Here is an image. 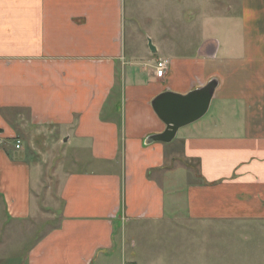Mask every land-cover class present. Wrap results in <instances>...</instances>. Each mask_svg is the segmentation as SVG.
Listing matches in <instances>:
<instances>
[{"label": "crops", "instance_id": "obj_1", "mask_svg": "<svg viewBox=\"0 0 264 264\" xmlns=\"http://www.w3.org/2000/svg\"><path fill=\"white\" fill-rule=\"evenodd\" d=\"M125 1L0 0V264H264V0Z\"/></svg>", "mask_w": 264, "mask_h": 264}, {"label": "water", "instance_id": "obj_2", "mask_svg": "<svg viewBox=\"0 0 264 264\" xmlns=\"http://www.w3.org/2000/svg\"><path fill=\"white\" fill-rule=\"evenodd\" d=\"M148 45L152 51L155 50L150 40ZM216 84L215 79H210L206 84L186 93L165 91L155 96L151 104L156 114L165 123V128L159 133L150 135L147 141L170 142L180 127L204 115L208 110Z\"/></svg>", "mask_w": 264, "mask_h": 264}, {"label": "rangeland", "instance_id": "obj_3", "mask_svg": "<svg viewBox=\"0 0 264 264\" xmlns=\"http://www.w3.org/2000/svg\"><path fill=\"white\" fill-rule=\"evenodd\" d=\"M126 2V4H125V7L126 8H131L132 10L133 9H136V8H138L137 7V3H138V1L137 0H126L125 1ZM228 5V0H219L218 1V4H217V10L218 11H222V9H226V6ZM160 6L162 7V9L165 7V6H168L169 7V3H168V0H162V3L160 4ZM172 6H173V11L174 10H178V14H179V12H180V8H182L183 6L180 4V2L176 5V3H175V1H173L172 2ZM177 8V9H176ZM220 11V12H221ZM152 13H154V11L152 12ZM175 13V12H174ZM180 15V14H179ZM180 18H181V16H180ZM180 22H182L181 20H179V23ZM179 39L180 40H185L186 41V39H187V33H186V35H180L179 36ZM28 150V155H31L30 153H31V150H33V152H35L36 154L35 155H37L38 157H39V159H40V157H41V154H40V151H39V149H37V148H35V149H27ZM50 150H53V154H52V156L53 155H56L55 157L57 158V155H59L58 153H59V147H56L55 149H46V155L48 154V152H50ZM49 159H52V158H50L49 157ZM49 161H51V160H49ZM54 162H50V164L49 165H52ZM56 166H57V164H56ZM80 166H83V165H80ZM48 174L49 173H47L46 172V178H47V176H48ZM18 232H20L19 230H18ZM27 236L25 237V235H24V233L22 234V233H20V234H18V236H17V244H16V249H15V253H17V254H21L22 253V248L24 247V245H25V243L24 242H26L27 241Z\"/></svg>", "mask_w": 264, "mask_h": 264}, {"label": "built area", "instance_id": "obj_4", "mask_svg": "<svg viewBox=\"0 0 264 264\" xmlns=\"http://www.w3.org/2000/svg\"><path fill=\"white\" fill-rule=\"evenodd\" d=\"M168 61L166 59H159L156 63V75L161 76L165 72L167 68ZM3 139L0 137V144L2 143ZM15 147H20V140H16Z\"/></svg>", "mask_w": 264, "mask_h": 264}]
</instances>
